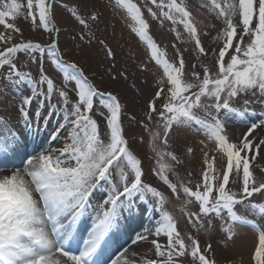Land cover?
<instances>
[{"label": "snow or ice", "instance_id": "obj_1", "mask_svg": "<svg viewBox=\"0 0 264 264\" xmlns=\"http://www.w3.org/2000/svg\"><path fill=\"white\" fill-rule=\"evenodd\" d=\"M145 3L151 5L147 12L152 19L161 24L171 23L177 40L182 37L179 28L182 26L188 42L194 44L196 55L203 58L211 55L215 61V72L206 66L202 73L197 72V65L193 64L191 79L186 80L183 53L177 50V60L171 62L151 36L141 6L134 0H115V6L134 22L132 31L145 45L149 60L163 70L157 90L145 105L146 119L149 123L155 121L157 130L148 128V124L143 127L153 141L162 138L164 147L178 133L193 129L198 134L203 132L216 154L204 153L203 167L195 183L191 179L184 183L178 176L174 183L169 178V173L175 174L176 167L182 164L171 151L157 152L159 166L153 169L154 174L174 196L182 192L185 205L198 204V212L187 213L188 223L197 233L209 230L212 220L219 218L224 222L222 231L227 243L235 238L236 227L251 224L258 230V239H254L249 264H264V229L236 211L237 205H246L258 210L264 219V204L251 202L255 194L264 196V178L258 180L251 168V162L264 148V139L254 135L257 130L264 131V114L252 120L247 109L250 99L241 108L233 106L241 95L264 97V0H203L201 6L221 25L214 38L219 42L215 49L203 46L186 0H145ZM23 7L18 0H0V27L7 30L0 32V69H8L0 72V81L6 82L0 86V96L27 82L28 92L17 97L15 108L29 132L33 120L36 121L34 134L39 135L40 123L47 130L55 115L54 107L45 101L57 94L62 103L61 118L51 135L56 139L63 135L65 142L59 149L29 154L27 137L21 140L22 134L0 119V125L10 133L9 138L0 133V264H130L125 257L127 248L114 238L123 220L137 213L143 218L150 197L153 212L159 218L154 220L153 228L129 237L133 245L154 237L150 240L154 258L143 264H216L212 245L202 247L197 237L182 234L173 215L165 210L164 193L144 183L143 162L125 135L122 97L100 90L83 67L63 60L59 30L53 23L54 4L49 0H26L25 19L47 32L49 43L15 41L12 33L22 36V32L10 21L20 16ZM68 11L81 26L79 38L91 44L95 34L83 30H90L92 23L98 24L101 14L98 11L85 14L78 7ZM98 43L105 46L107 58L114 60L115 54L105 41ZM21 55L29 63L42 65L47 59L55 65L62 74V86L57 88L43 70L38 73V80L30 72L22 74L17 65ZM139 70L148 71L147 65ZM119 78L129 79L124 71L112 76L113 80ZM131 88L141 92L135 81ZM222 115L238 116L245 124L246 130L236 141L229 138L227 120ZM21 147L25 151L17 155ZM42 148V143L36 145V149ZM187 151L191 153L193 149L189 147ZM15 158L20 159V166L12 163ZM230 177L238 184V190L230 186ZM104 185L108 186L107 191L101 202L92 207L97 190ZM78 226L83 227L87 236L82 247L73 250V243L82 235ZM161 236L166 238L165 244L159 242ZM111 243L116 244V249L109 254Z\"/></svg>", "mask_w": 264, "mask_h": 264}, {"label": "rangeland", "instance_id": "obj_2", "mask_svg": "<svg viewBox=\"0 0 264 264\" xmlns=\"http://www.w3.org/2000/svg\"><path fill=\"white\" fill-rule=\"evenodd\" d=\"M25 7L22 8L20 16L15 21V25L21 30L22 36L19 33H12L15 41L20 39L28 40L31 39L34 42H41L44 44L49 43V34L38 28L36 24H33L30 20L25 19L26 14V0H18ZM50 3L54 4V21L53 23L59 30V49L63 56V60L69 63H78L84 68L85 74L89 80L96 85L102 91H111L113 94L121 96V103L123 105V127L126 138L129 145L133 149L134 153L142 160L144 170V183L156 187L159 191L163 192L167 203L165 204V210L173 215L178 230L182 234H191L197 237L201 246L211 244L215 255L216 264H230L232 262L229 256H225V240L222 226L224 222L219 218L212 220V227L207 231H201L197 233L195 229L188 223L187 213L198 212V204H184L185 197L182 192L179 196H174L171 191L159 180L154 174L153 169H156L159 165L157 163V152L171 151L176 154L182 164L177 166L175 174L169 173V178L177 183V176L184 183H188L191 179L192 183L198 179L203 164L204 153L216 155L212 149V146L205 141L202 137V133H196L195 130L188 132H181L177 135L172 136L168 140L167 147L163 146L162 138L153 141L149 132L145 130L143 124H148V128L156 131V122L149 123L146 119V102L157 90V80L163 77V70L160 66H156L154 62L149 60L148 51L145 45L139 41L138 37L132 31L134 22L127 18L126 13L115 6V0H49ZM138 3L144 11V16L150 24V34L153 39L159 44V46L167 52V58L171 62L177 60V50L183 53L186 61V75L185 79H191L192 65H197L196 71H203V67H208L211 71L215 72V61L212 56L207 58L198 57L193 51L194 44L188 42V37L183 34L182 26H179L182 32L180 40L176 39V33L172 30L173 26L169 21H164L163 24L159 20L152 19L148 12L147 7L150 4H146L145 0H134ZM203 0H186L188 10L192 13L194 21L197 23L198 31L200 33V39L203 46L208 49H215L218 47L219 42L214 38L217 35V29L221 25L214 19V17L208 13L207 9L202 7ZM78 7L82 13L89 11H98L101 14V21L90 24V30H83L94 33L95 39L91 44L85 40H81L79 37L82 33L81 26L72 18L69 9ZM155 11V8L153 9ZM215 25V27H213ZM3 27L0 32H6ZM55 36V33L53 34ZM99 40H104L105 45L110 47L114 54L115 59H109L106 56V48L104 45L98 43ZM247 42V38H245ZM173 45L176 47L173 48ZM17 65L21 73L30 72L34 79H39L38 73L43 70L46 75L50 76L57 88L62 86V74L55 65L51 64L47 59L42 65L29 63L28 60L21 55L17 61ZM142 65H147L148 71L141 72L139 68ZM7 68L0 69V72H7ZM124 71L128 74V81H124L123 78L113 80L112 76H115L117 72ZM166 79V78H165ZM132 81H135L141 92H137L131 88ZM5 81H0V86L4 85ZM44 87V86H41ZM10 91V90H8ZM0 96V119H2L7 126L17 133L26 129L24 121L20 116H11L5 109L3 102V96H7L9 92ZM71 95V94H70ZM43 99V97H41ZM72 100H75L74 96H71ZM250 99L252 102L247 105L248 115L252 116V120L261 118L264 114V97H246L241 95L233 102V106L241 108L244 106V101ZM46 105L54 107L55 115L51 118V123L48 124L47 130H45V124L40 123V129L43 130V139L39 141L30 140L34 133L25 131L21 135V140L26 136L29 142L27 143V152L32 155L36 154V151H42L49 148L59 149L63 146L65 138L63 135L56 139L51 134L53 129L56 127L57 121L60 120L61 100L57 94H53L50 101H45ZM36 108V104H33V109ZM254 113V115H253ZM203 115L202 113H198ZM222 119L227 120L226 131L229 138L232 141H236L240 137L241 133L246 130L245 124L241 122L240 117H224ZM252 121H248L250 123ZM36 121L33 120L31 127H35ZM35 129V128H34ZM0 133L3 138H9L10 133L7 128L0 125ZM254 135H259L260 138L264 139V131L257 130ZM36 136V135H35ZM203 141V143H202ZM209 141V140H208ZM38 143L43 144L42 149H36ZM30 147V149H29ZM192 148L193 152L188 153L187 149ZM35 150V151H34ZM25 149L23 147L18 149L17 155H22ZM161 162H167L161 161ZM6 166V165H5ZM6 166V167H11ZM251 168L254 176L259 180L264 178V148H261L259 155L255 160L251 162ZM191 174V176H189ZM191 186V185H189ZM230 186L233 190H238V184L234 183L230 177ZM107 185L102 186L97 190L95 197L92 200V207H95L101 202V198L107 191ZM179 187V185H178ZM150 204L148 203L145 207L148 209L143 218L137 215L123 220L121 223L120 232L128 234L123 240L125 248L129 247V253L127 252L126 258L130 261V264H143V261L154 258V249L150 244V240L154 237H149V241H140L133 245L129 237L134 238L137 234L142 233L145 228H153L154 220L158 219V214L153 212V203L151 197L149 198ZM251 202L256 204H264V196L255 194L251 198ZM183 209V211L181 210ZM236 211L238 215L243 216L249 221L258 224L264 229V219L261 218L262 214L258 210H251L246 205H237ZM91 221L89 220V225ZM207 224V222H206ZM242 226V225H239ZM78 231H82V235L77 237L75 246L79 247L83 244V239L86 238L87 233L83 231L82 226H78ZM122 242V243H123ZM161 244L166 243V238L161 236L159 238ZM78 243V244H77ZM130 244V245H129ZM128 249V248H127ZM228 258V260H224ZM249 258V257H248ZM245 264V263H241Z\"/></svg>", "mask_w": 264, "mask_h": 264}, {"label": "bare ground", "instance_id": "obj_3", "mask_svg": "<svg viewBox=\"0 0 264 264\" xmlns=\"http://www.w3.org/2000/svg\"><path fill=\"white\" fill-rule=\"evenodd\" d=\"M2 27H0L1 29ZM29 85H27V82H25L24 84H21L20 87L18 88H12L10 89V91H8V95L7 96H3V102L5 104V109L7 111V113L11 116H19L16 112V108L15 105L18 103L17 97L21 96L22 94H26L28 92L29 89ZM35 127H32L33 130ZM29 131L27 128L22 130L21 134H23L25 131ZM32 130L31 133H34V131ZM43 130L40 129L39 131V135H32V137L30 138V140L34 139V141H39L43 139ZM202 137L205 139V141L207 143H209L211 146V142L208 141V139L206 138V134L202 133L201 134ZM29 139V138H27ZM29 141L27 140V143ZM30 149V147H29ZM29 154H31L29 152ZM12 163H14L16 166H20V159L15 158ZM11 164H6V166H10ZM221 167L220 164V160L219 157H217V163H216V168L219 169ZM252 222V221H251ZM253 223V222H252ZM255 224V223H254ZM257 226H259L258 224H256ZM259 229H262L259 226ZM235 238L232 241H228L227 243L225 242V256H229L228 258L232 260V262H230V264H241V263H245V264H249V256L253 251V244H254V239H258V230L254 229L251 224H247L244 225L242 224V226H238L235 228ZM123 234H118L117 237L114 238L119 240V243L121 245H124L125 242H123ZM123 242V243H122ZM130 245V244H129ZM79 247H82V245H80ZM127 252L129 251V247H127ZM116 249V244L115 243H111L109 245V249H108V253L111 254L112 252H114ZM125 253V257L126 254ZM129 253V252H128ZM105 257H101L100 259L103 260ZM228 258H224V260H228Z\"/></svg>", "mask_w": 264, "mask_h": 264}]
</instances>
